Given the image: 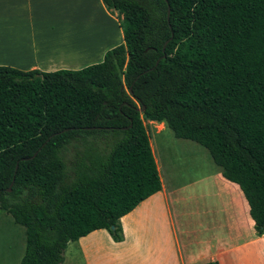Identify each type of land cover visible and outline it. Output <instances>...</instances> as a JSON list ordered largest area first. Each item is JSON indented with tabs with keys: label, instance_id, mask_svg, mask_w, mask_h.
<instances>
[{
	"label": "trees",
	"instance_id": "1",
	"mask_svg": "<svg viewBox=\"0 0 264 264\" xmlns=\"http://www.w3.org/2000/svg\"><path fill=\"white\" fill-rule=\"evenodd\" d=\"M101 2L125 45L100 61L0 65V210L24 228L17 264H60L95 229L121 238L118 218L160 189L145 120L203 146L264 235V0Z\"/></svg>",
	"mask_w": 264,
	"mask_h": 264
},
{
	"label": "crops",
	"instance_id": "2",
	"mask_svg": "<svg viewBox=\"0 0 264 264\" xmlns=\"http://www.w3.org/2000/svg\"><path fill=\"white\" fill-rule=\"evenodd\" d=\"M120 43L116 14L101 0H0V65L77 69ZM146 126L160 189L118 218L119 240L92 230L66 244L60 264H264V235L238 185L164 120Z\"/></svg>",
	"mask_w": 264,
	"mask_h": 264
},
{
	"label": "rangeland",
	"instance_id": "3",
	"mask_svg": "<svg viewBox=\"0 0 264 264\" xmlns=\"http://www.w3.org/2000/svg\"><path fill=\"white\" fill-rule=\"evenodd\" d=\"M113 12L116 14L115 11ZM144 123L148 133L146 120ZM23 247L24 228L15 223L9 213L0 210V264H17Z\"/></svg>",
	"mask_w": 264,
	"mask_h": 264
},
{
	"label": "water",
	"instance_id": "4",
	"mask_svg": "<svg viewBox=\"0 0 264 264\" xmlns=\"http://www.w3.org/2000/svg\"><path fill=\"white\" fill-rule=\"evenodd\" d=\"M141 110H142V108H141ZM7 190H9V187H7ZM110 229H113V226H110Z\"/></svg>",
	"mask_w": 264,
	"mask_h": 264
},
{
	"label": "bare ground",
	"instance_id": "5",
	"mask_svg": "<svg viewBox=\"0 0 264 264\" xmlns=\"http://www.w3.org/2000/svg\"><path fill=\"white\" fill-rule=\"evenodd\" d=\"M57 49V48H56ZM61 50L60 51H62V49H64V48H60ZM55 50V49H54ZM65 51V50H64ZM55 52V51H54ZM58 52V51H57Z\"/></svg>",
	"mask_w": 264,
	"mask_h": 264
}]
</instances>
